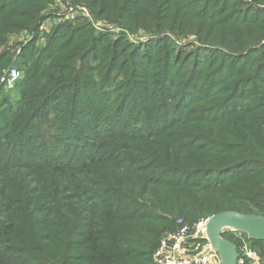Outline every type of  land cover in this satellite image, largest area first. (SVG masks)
Returning a JSON list of instances; mask_svg holds the SVG:
<instances>
[{
    "label": "trees",
    "instance_id": "16d2710c",
    "mask_svg": "<svg viewBox=\"0 0 264 264\" xmlns=\"http://www.w3.org/2000/svg\"><path fill=\"white\" fill-rule=\"evenodd\" d=\"M79 1L204 48L119 47L89 25L25 48L29 80L0 101V264H156L178 219L264 217V0ZM46 6L0 0V76L9 36ZM248 241L264 261V242Z\"/></svg>",
    "mask_w": 264,
    "mask_h": 264
},
{
    "label": "rangeland",
    "instance_id": "374dc122",
    "mask_svg": "<svg viewBox=\"0 0 264 264\" xmlns=\"http://www.w3.org/2000/svg\"><path fill=\"white\" fill-rule=\"evenodd\" d=\"M47 2L46 8L43 10V18L41 19L38 26L30 30H24L19 34H14L9 36L10 38L7 40L6 45L2 48V51H7L13 55V61L2 70V74L0 76V101L3 100L11 101L14 96L18 95L20 92V88L18 87V83H24L31 75L33 71V61L36 58L33 56L26 57L25 59L22 58L23 52L25 48L29 47L30 45L34 46L35 48H44L48 43V37L50 36L51 32L57 28L62 27L65 25H70L74 27H79L83 25H89V28L93 29L94 34L96 36H109L112 42H117V44H121L120 46H126L128 43L129 46L135 48H141L145 51L147 44L152 41L160 40L159 38L169 37V41L171 43H176L180 49H195L194 52L199 51V48H204L202 46L196 36H188L183 38H178L171 34L165 35H155L151 32H147L144 30L132 31L127 27L116 23L115 21H110L104 17H96L91 10L79 0H42ZM244 3H250L251 0H241ZM254 9L258 8L257 6H251ZM250 8H246L245 6L238 11H249ZM263 7H260L261 9ZM127 47V46H126ZM187 47V48H186ZM195 47V48H194ZM204 50V49H203ZM192 55V54H191ZM202 55H212L211 52L202 51L201 54L196 56H191V60L198 59V56ZM18 61L19 64L18 65ZM25 63V65L23 64ZM27 66V69H25ZM30 68V69H29ZM16 69L19 73V76L15 82L13 88H8L6 83L2 82V77L4 76L5 72ZM8 72V73H9ZM10 105H5V107H10ZM212 216H203L201 219H208ZM180 220V219H178ZM198 221V220H197ZM185 222V221H184ZM196 222V221H195ZM186 223V222H185ZM188 224V223H186ZM177 225H179L177 223ZM227 233H232L235 235V239L238 238L237 234L232 232V230H227Z\"/></svg>",
    "mask_w": 264,
    "mask_h": 264
},
{
    "label": "built area",
    "instance_id": "2783aa9c",
    "mask_svg": "<svg viewBox=\"0 0 264 264\" xmlns=\"http://www.w3.org/2000/svg\"><path fill=\"white\" fill-rule=\"evenodd\" d=\"M8 72H5L2 82L8 88H13L19 73L16 69ZM209 219H201L191 225L186 224L183 219L178 220L177 231L167 233L160 240L154 254L156 264H222L219 253L212 248L209 241ZM232 232L242 240L240 247H237V264H264L260 253L250 247L247 235L238 231Z\"/></svg>",
    "mask_w": 264,
    "mask_h": 264
},
{
    "label": "water",
    "instance_id": "95a60500",
    "mask_svg": "<svg viewBox=\"0 0 264 264\" xmlns=\"http://www.w3.org/2000/svg\"><path fill=\"white\" fill-rule=\"evenodd\" d=\"M227 230L244 233L250 241L264 242V217L227 211L209 219L208 237L212 248L219 253L222 264H237V246L223 237Z\"/></svg>",
    "mask_w": 264,
    "mask_h": 264
}]
</instances>
